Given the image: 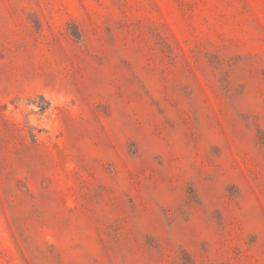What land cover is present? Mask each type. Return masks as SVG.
<instances>
[{"label":"rangeland","instance_id":"rangeland-1","mask_svg":"<svg viewBox=\"0 0 264 264\" xmlns=\"http://www.w3.org/2000/svg\"><path fill=\"white\" fill-rule=\"evenodd\" d=\"M0 264H264V0H0Z\"/></svg>","mask_w":264,"mask_h":264}]
</instances>
